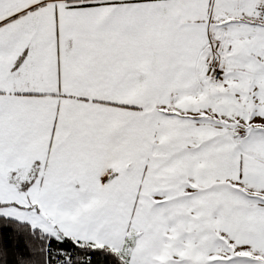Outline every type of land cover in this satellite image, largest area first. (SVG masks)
<instances>
[{
	"label": "snow or ice",
	"instance_id": "6c2138e0",
	"mask_svg": "<svg viewBox=\"0 0 264 264\" xmlns=\"http://www.w3.org/2000/svg\"><path fill=\"white\" fill-rule=\"evenodd\" d=\"M0 264H264V0H0Z\"/></svg>",
	"mask_w": 264,
	"mask_h": 264
}]
</instances>
